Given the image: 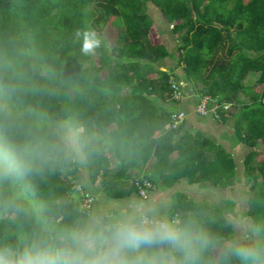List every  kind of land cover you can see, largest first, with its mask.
<instances>
[{
	"label": "trees",
	"instance_id": "16d2710c",
	"mask_svg": "<svg viewBox=\"0 0 264 264\" xmlns=\"http://www.w3.org/2000/svg\"><path fill=\"white\" fill-rule=\"evenodd\" d=\"M148 2L177 37L181 74L157 70L150 78L171 53L151 40ZM110 24L118 29L115 45L100 40L85 54V34H100ZM8 62L26 73L21 90L11 94ZM250 77L252 85L246 84ZM184 78L199 100L210 97L235 110L229 115L220 107L219 121L231 120L239 142L252 149L244 159L253 183L247 215L264 242V162H256L258 149L264 150V0H0V103L25 130L30 126L54 141L64 125L71 128L90 182L111 199L138 195L137 180L154 187L183 179L217 188L234 182L237 163L230 152L200 133H183L184 122L171 127L180 110L172 106V83ZM77 155L70 148L66 158L0 189L27 210L0 215V242L15 244L43 228L88 219L92 211L81 209L72 189L73 180L83 186ZM187 215L235 237L223 209L179 193L170 216Z\"/></svg>",
	"mask_w": 264,
	"mask_h": 264
},
{
	"label": "clouds",
	"instance_id": "9594fccd",
	"mask_svg": "<svg viewBox=\"0 0 264 264\" xmlns=\"http://www.w3.org/2000/svg\"><path fill=\"white\" fill-rule=\"evenodd\" d=\"M98 46L95 35L86 33L82 51L92 53ZM7 66L11 94L21 90L26 73L11 62ZM58 135L54 141L30 126L25 130L11 108L0 103V189L66 158L77 147L73 130ZM8 212L27 210L0 191V215ZM0 264H264V242L252 241L250 234L225 238L197 216L173 218L155 203L132 200L114 215L43 228L15 244L0 242Z\"/></svg>",
	"mask_w": 264,
	"mask_h": 264
},
{
	"label": "crops",
	"instance_id": "0c3cea01",
	"mask_svg": "<svg viewBox=\"0 0 264 264\" xmlns=\"http://www.w3.org/2000/svg\"><path fill=\"white\" fill-rule=\"evenodd\" d=\"M148 13L151 16L149 11H148ZM162 16H163V14H162ZM151 18H152V16H151ZM163 18L165 19L164 16H163ZM152 20L154 22V26L151 30V33L155 29V31L157 33L156 36L159 37V42L157 44H159V43L164 44L167 47V49L169 50V52L171 53V57L167 58L166 60H164L160 64V65H162L161 70L162 69H164L162 71L175 70L176 73L181 74V69L178 68L177 57L175 56V52H172L170 50L169 46L164 42V40H168L170 38L169 36L171 35L172 32L170 33V30H168V26H166L165 24L163 25L164 27L156 28L157 24L153 18H152ZM172 36H173V33H172ZM154 44H156V43H154ZM176 45L178 46L177 42H176ZM199 102H200V100L196 96H194V95L188 96L187 95L183 101H181L179 103H173L172 104V106H174L176 109L184 110L187 112V118L184 121L183 133L186 132V133H189L191 135H194L196 133H200L205 138L210 139V140L214 141L215 143H217L218 145L224 147L228 152H230L232 154L230 147H231V149H235L237 147V145H239L241 143L239 141L235 145H231L229 143V137H233L232 135L235 133L233 122L231 120H229L228 122L224 123V122L219 121L218 119H216L212 115H208L206 117L199 116L195 111ZM158 134L159 133H157V135ZM233 157L235 159L234 155H233ZM173 158L174 159L177 158V154H175L173 156ZM235 161H236V159H235ZM116 165H117V162L113 160L112 166L116 167ZM149 166H150V164L144 168L141 177L146 172H148ZM237 167H238V165H237ZM134 174H137V172H134ZM79 176H80V179H81L83 186H84V193L91 195L95 198V205H94L92 212L89 214V217L93 216V215H114L120 209L126 207L128 202L132 201V200H143L145 202L155 203L161 207L162 212H164L168 216H170L176 195L179 193H184V194L188 195L192 200H194V197L192 196L193 191H206L208 188H212V187L215 189V191L216 190L218 191L221 189L226 190L231 186L230 185L226 188H217V187H214L210 183H199V184H194V183L192 184L191 183L190 184L186 179H183V180L175 183L172 186H166L164 184H160L158 186H155V188L150 191L148 199H146V200L139 197V195L134 194V195H131L129 197L121 199L122 202L118 206H115L114 203H111V201H110L111 198H109L106 195V192L103 191V189H101L98 185H94L90 182V180L88 178V173L86 172L85 167L81 166V171L79 173ZM203 184H209V185H211V187L205 186ZM211 190H213V189H211ZM195 201H197V200H195ZM197 202H201V201H197ZM201 203H203V202H201Z\"/></svg>",
	"mask_w": 264,
	"mask_h": 264
},
{
	"label": "rangeland",
	"instance_id": "374dc122",
	"mask_svg": "<svg viewBox=\"0 0 264 264\" xmlns=\"http://www.w3.org/2000/svg\"><path fill=\"white\" fill-rule=\"evenodd\" d=\"M147 9L157 24L156 28L164 27L163 26L164 24L168 26L159 8L154 6L151 2H148ZM168 30H170L171 33L172 27L168 26ZM153 32L151 33V39L154 43L157 44L159 42V37L156 36L157 33L155 29ZM117 37H118V29L112 24L105 27L102 33L95 34V38L98 41L100 40L106 41V43L109 46L115 45ZM169 37L170 38L168 40H164V39L163 40L169 46L170 50L172 52H175L177 48L176 47L177 37H175L174 35L172 36V33ZM93 60L95 63H97V59L93 58ZM161 66L162 65H159L155 67L156 69H153V72L150 75L151 78H157V70H161ZM254 82L255 79L250 77L247 80L246 84L252 85ZM241 98H243V96H241ZM233 112H235V110L231 108L228 111V114L230 115ZM66 129H71V128L64 125V131ZM232 136L233 137H229V143L231 145H235L239 140L235 135V133ZM75 139L77 141L76 136ZM74 150L78 154L77 156L80 159L81 166L85 165V158L78 144V141H77V147ZM230 150L232 151V154L235 156L238 165L237 175L232 185L226 190L221 189L215 191V189L212 187V188H208L206 191H193L192 196L194 197V200L201 201L209 206H214L216 208L218 207L220 209L223 208L224 214L233 224L235 231V238H239L245 234H250L252 241H260L261 236L257 232L253 231L254 228L253 220L247 215V211L249 209V200L252 197V192H253V188H252L253 183L249 182L248 179L245 177L244 159L249 154V152L252 151V149L247 147L243 143H240L239 145H237L235 149H231L230 147ZM256 162H264L263 148L258 149ZM203 185L211 187V185L209 184H203ZM110 201L111 203H114L115 206H118L122 202L121 199H113V200L111 199Z\"/></svg>",
	"mask_w": 264,
	"mask_h": 264
},
{
	"label": "built area",
	"instance_id": "2783aa9c",
	"mask_svg": "<svg viewBox=\"0 0 264 264\" xmlns=\"http://www.w3.org/2000/svg\"><path fill=\"white\" fill-rule=\"evenodd\" d=\"M183 82L182 81H174L172 83V100L176 103H179L183 101L186 98V92L183 88ZM222 107L226 112H228L232 108V104L224 103L222 106H219L217 102L210 97H203L199 104L196 107V113L201 117H206L208 115H212L216 119H220V116L218 114V109ZM187 118V112L184 110H179L175 112L172 115V125L171 127L173 129H176L179 125L183 124V122ZM136 187L138 189V195L142 199L146 200L148 199L149 193L151 190H153L155 187L154 185L147 180H137L136 181ZM72 189L75 193H78L80 195V207L82 210L87 211L88 213L91 212L95 205V198L91 195L85 194L82 184L77 181H72Z\"/></svg>",
	"mask_w": 264,
	"mask_h": 264
},
{
	"label": "water",
	"instance_id": "95a60500",
	"mask_svg": "<svg viewBox=\"0 0 264 264\" xmlns=\"http://www.w3.org/2000/svg\"><path fill=\"white\" fill-rule=\"evenodd\" d=\"M182 82H183V85H184L183 88L186 94L188 96H193V90H192V86L189 83V80L187 78H184Z\"/></svg>",
	"mask_w": 264,
	"mask_h": 264
}]
</instances>
